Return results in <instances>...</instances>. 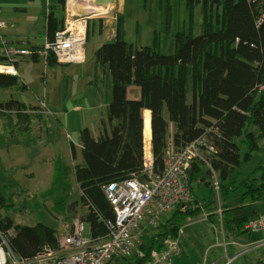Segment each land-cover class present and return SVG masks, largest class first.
<instances>
[{
	"label": "trees",
	"instance_id": "obj_1",
	"mask_svg": "<svg viewBox=\"0 0 264 264\" xmlns=\"http://www.w3.org/2000/svg\"><path fill=\"white\" fill-rule=\"evenodd\" d=\"M66 1L55 0L46 15L49 41L64 28ZM200 3L204 8L202 33L178 32L171 54L139 46L120 35L96 51L97 66L100 70L108 68L112 79L109 130L104 123L98 138L87 128L82 130V162L74 167L84 209L80 218L89 225L94 239L107 237L106 221L115 218L105 187L133 175L145 178V110L151 112V151L156 171L164 167L170 137L181 150L206 135L213 150L199 147L189 177L206 168L211 193L218 194L220 200L239 191L241 199L251 204L264 202V161L247 174L241 172L243 162L252 160L254 153L261 150V141L264 144V90H259L264 84V0H187L191 12ZM261 17L263 21L258 23ZM33 60L37 57L33 56ZM48 63L55 65L57 59L51 56ZM18 84L19 77L0 74V90ZM26 107L16 99L0 101V111L7 118L12 112L20 118L29 117L22 115ZM65 176L60 159L47 194L61 190ZM4 189L0 182V210L14 204V194L7 196ZM225 208L221 219L225 235L237 238L247 233L244 226L249 218L235 219L231 214L235 207ZM203 210L204 203L192 190V202L163 217L151 237L140 245L143 256L119 257L108 264H145L152 250L160 247L165 238L178 237L188 218ZM0 233L8 235L9 248L19 259H31L46 246H59L58 230L50 223L16 224L10 216L0 213Z\"/></svg>",
	"mask_w": 264,
	"mask_h": 264
},
{
	"label": "rangeland",
	"instance_id": "obj_2",
	"mask_svg": "<svg viewBox=\"0 0 264 264\" xmlns=\"http://www.w3.org/2000/svg\"><path fill=\"white\" fill-rule=\"evenodd\" d=\"M68 1L69 0L66 1L64 23H66L67 20H76L84 18V16L87 17L85 18L87 21L85 46L88 58H95V50L101 46L104 41L112 39L113 36H115L113 39L117 38L120 35V31L123 33V38L127 41L140 46L146 45L154 47L156 50L166 54L174 52L175 39L178 32H190L192 30L194 35L202 33L201 20L203 5H197L192 14L186 7V0H125L123 11L121 10V12H119L117 3H114L108 13L101 15L89 14L88 11L82 7L81 10L76 13L77 15H74L75 13L71 11ZM57 63L59 62L57 61ZM75 67V64L69 66V68H67V64L49 67L48 75L50 76L48 77L45 75L43 61H30L20 66V80L17 86L10 88L11 90H0L1 102H5L7 99L24 101L27 107L23 110L26 113H22V115H29V117L20 118L17 114L12 112L10 113L11 118H7L8 115L6 116L5 113L0 111V115L5 121L4 125H8L3 129L0 128V131H3L0 137L3 140L15 139L4 142L0 138V146L3 144L6 147V153L9 151L10 156L14 157V163L17 167H20L19 164H22L23 161L28 160L30 167L36 165L35 156L39 157L41 155H46L48 159L45 161V158L41 157V159H44L43 163L45 162V164L43 165L40 163L34 178L26 176L25 174L27 172L23 171L22 168L17 171V174L23 175L22 183L27 185L31 184L30 186L37 190L32 189V191H30V189L26 190L23 188V190L27 192L21 195H17V191L16 193L14 192L15 194L12 199L14 204H11L8 209L0 210L3 216H10L16 224L38 225L40 223H50L56 227L58 233H61L64 222H73L84 212L80 200L81 192L74 176V167L78 164V159H74L73 161L76 155L73 157L71 152L69 154L64 153V151H67L69 145H73L71 150L73 153L75 152L74 144L78 145L80 142L77 128L78 125H81L80 120L83 113L84 119L92 123L95 116H99L101 112H104V109L74 112V102L71 100L72 81L61 75L73 71ZM55 76L56 78H54ZM73 83V89L75 90L77 81ZM25 84L29 87L23 88ZM131 91V94L134 95V89ZM191 91L190 85L188 100L192 99ZM63 93L64 97H62ZM75 93L76 92L73 94ZM44 103L53 106L55 109H63V112L61 114L56 113L55 115L47 113V116H45L43 113L44 110L39 108L44 106ZM31 105H35L36 107ZM67 110H69V114L64 115ZM44 119L48 120L50 123L49 128H47V130H51L50 134H47V130L44 127ZM144 120L146 121L145 117ZM5 130L6 132H4ZM144 134L146 137V126L144 128ZM39 139H51L50 142H52L53 145L50 144L43 147ZM147 143L148 142H146V144ZM57 146L64 148L60 149V151L63 155L62 159L67 162L64 164L66 169L65 185L61 190H55L54 193L47 194L48 189L52 185L53 178V174L49 172V162L53 161L52 153L49 154V151ZM77 149L79 150V148ZM263 161L264 144L261 141V150L254 153V158L252 160L243 162L241 172L249 173ZM201 174L202 171L193 175V178L197 179ZM0 182L3 187H5L4 192H6L7 185L5 181ZM9 186H11V184H9ZM10 189L17 190L16 187H11ZM59 199L63 200L60 205L56 204V201ZM213 199L215 202H221V200L218 201L216 193H214ZM189 223L190 221L188 224ZM195 224L197 223H192L190 227H185L186 231H190ZM198 226H204V228L209 231L208 234L205 233L207 236L204 235L202 241L207 242V244H213L215 242V237L214 239L212 237V235L215 236L213 229L206 226L205 223L197 224L196 227ZM155 228L156 227L148 225L143 226L141 233L138 235V240L141 241L138 245L147 241L155 231ZM89 235L90 227L86 224L85 236ZM182 240H184V238ZM258 257H264V247H259V249L253 248L251 252L248 253L247 258H242V262L239 264H246L248 262L247 260H255ZM257 262L256 259L254 264H262Z\"/></svg>",
	"mask_w": 264,
	"mask_h": 264
},
{
	"label": "built area",
	"instance_id": "obj_3",
	"mask_svg": "<svg viewBox=\"0 0 264 264\" xmlns=\"http://www.w3.org/2000/svg\"><path fill=\"white\" fill-rule=\"evenodd\" d=\"M85 18L67 20L54 39L47 40L39 49L11 45L1 34L6 24L0 20V74L18 76L17 65L33 56L47 63L51 56L59 63L80 62L86 45ZM262 21L263 17L258 23ZM259 90H264V84ZM144 139H147L145 134ZM169 139L161 171L153 167L151 139L146 140L147 144L144 140L145 178L133 175L105 187V194L115 212L114 220L106 221L109 229L107 237L94 239L91 235L85 236L86 223L79 217L73 222L63 223L58 236V249L46 246L31 259H19L9 248L6 236L0 233V264H108L119 257L131 259L136 254L143 256L138 245L141 243L138 235L142 227H155L177 207L192 202L189 177L192 161L199 155L200 146L213 150L212 145L207 143L206 135L181 150L174 145L172 137ZM215 186L218 187V182ZM244 229L249 233H264V213L249 218ZM179 236L165 238L160 247L151 251L145 264H174L181 253ZM260 245H264V239Z\"/></svg>",
	"mask_w": 264,
	"mask_h": 264
},
{
	"label": "crops",
	"instance_id": "obj_4",
	"mask_svg": "<svg viewBox=\"0 0 264 264\" xmlns=\"http://www.w3.org/2000/svg\"><path fill=\"white\" fill-rule=\"evenodd\" d=\"M118 5V11H123L125 0H115ZM187 1V0H186ZM55 0H0V20L4 21L6 26L1 30V34L4 38L13 46L17 48H28V47H43L44 43L47 41V22L46 15L49 12L50 6L53 5ZM203 5V3H200ZM199 5V4H198ZM186 7L189 9L188 4ZM197 5L191 12L195 11ZM191 11V10H190ZM204 14V8H203ZM203 14H202V31H203ZM192 32V30H191ZM108 39L105 42H109L113 40ZM120 37L123 38V33L120 31ZM126 40L125 38H123ZM127 41V40H126ZM133 43V42H132ZM138 45V44H137ZM140 46V45H139ZM146 46V45H142ZM100 47V46H99ZM98 47V48H99ZM37 48V49H39ZM97 48V49H98ZM95 50V58H88L86 46L83 50V59L80 62H72V63H57L55 65H50L49 63L43 61V59L37 58V60H33L32 58H26L21 61L17 65L18 76H20V66L27 62H42L45 67V75H48V68L52 66H60L67 64V68L69 66H73L75 64V69L71 72L64 73L63 77L70 79L72 81V90H71V100L74 102V112H79L83 110L86 111H95L104 109V112H101L99 116H95L94 121L87 122L84 119V113L80 120V126L78 125L77 131L79 133V137L81 139V132L83 129L87 128L94 138H98L104 129V123L107 124V130H109V126L107 123L108 118V106L111 102L112 96V79L108 68L105 70H100L96 63V51ZM57 76V75H56ZM56 76L54 78H56ZM22 79V77H21ZM20 80V79H19ZM74 81H77L75 90L73 89ZM46 83V80H45ZM29 86L25 84L23 88H28ZM14 88V87H13ZM11 90V89H9ZM76 92L75 94H73ZM132 95L130 94V97ZM64 97V93L63 96ZM192 98V95H191ZM6 100V99H5ZM8 100V99H7ZM17 100V99H16ZM21 101V100H19ZM191 101V100H190ZM25 103L24 101H21ZM28 105V104H27ZM36 107L35 105H31ZM64 107V106H63ZM44 110L45 116L47 113L56 114L62 113L63 109H55L53 106L44 103V106L39 107ZM85 109V110H84ZM61 112H59V111ZM149 112L150 116V130H151V112L149 110L144 111V117L146 119V112ZM69 114V110L65 112L64 115ZM4 118L0 115V128L3 129L8 125H4ZM145 121V120H144ZM44 127L49 128V121L44 119L43 121ZM43 126V125H42ZM0 129V130H1ZM76 129V128H74ZM73 129V130H74ZM62 131V127H61ZM1 135L3 131H0ZM6 132V130L4 131ZM51 130H47V134H50ZM69 135V134H68ZM1 138V137H0ZM2 139V138H1ZM151 139H152V130H151ZM3 140V139H2ZM12 141L15 139H4L3 141ZM40 144L43 147L48 145H53L50 142L51 139H39ZM50 142V143H49ZM72 143V142H71ZM74 144V143H72ZM62 146V145H61ZM61 146L54 147L49 151V154L52 155L53 161L49 162V172L53 174L52 185L54 183V175H55V167L56 163L63 161V163H67L62 159V152L60 149H64ZM8 147V146H7ZM73 145H69L67 151L64 153H72L74 157L78 159V163L82 162V156H80L82 144L81 140L78 145L74 144L75 152L71 150ZM79 148V150L77 149ZM19 156V155H17ZM47 161L46 155H41L39 157L35 156V160L37 162L36 165L30 167V163L28 161H23L22 164H19L20 167H17L14 163V157L10 156V152L7 151L6 147L1 144L0 146V181H5L7 187L5 194L8 196L10 193L17 195L25 194L27 189L30 191L37 190L36 188L30 186L31 184L22 183L23 175L17 174V171L22 168L23 171L27 172L26 176H31L34 178V175L37 173L40 163L43 165L44 159ZM64 158V157H63ZM72 161V163H73ZM17 168V169H16ZM202 174L197 178H193V175L190 178V185L192 187L193 192L196 197L204 203V210L202 213L198 214L196 217L188 218V222L181 230L179 236L180 250L181 253L178 258L175 260L174 264H239L242 258H247L248 253L251 252L253 248H262L264 245H260L261 241L264 239V233H244L241 236L234 238L232 236H226L221 228V219L223 217V213L227 210L225 208L226 205L230 207H235L232 211V216L235 219H243V218H251L256 217L261 213H264V202L258 203H249L248 200L241 199V194L239 191L230 193L226 196L225 200H221L220 203L215 202L213 199L214 193H211V184L206 179L207 173L206 168H203ZM247 174V173H245ZM235 177L232 178L234 180ZM208 181V182H207ZM11 184V186H9ZM11 187H16L17 190L10 189ZM50 187V188H51ZM20 188V189H19ZM26 189V190H23ZM49 188V189H50ZM11 191V192H10ZM15 192V193H14ZM232 195V196H231ZM218 201L219 195L217 194ZM206 204L208 206H206ZM193 221V222H191ZM207 222V223H206ZM219 224H218V223ZM192 223H205L206 226L213 229L215 232V236L212 235L213 239L215 237V242L213 244H207V242L202 241L205 233H209L208 229H205L204 226H198L197 224L192 226L190 231H186L187 227H190ZM186 227V228H185ZM207 230V231H206ZM182 231V232H181ZM207 236V235H205ZM184 238V240H182ZM217 249V250H215ZM194 257V258H193ZM257 263H264V257H258ZM255 260H247L246 264H254Z\"/></svg>",
	"mask_w": 264,
	"mask_h": 264
},
{
	"label": "bare ground",
	"instance_id": "obj_5",
	"mask_svg": "<svg viewBox=\"0 0 264 264\" xmlns=\"http://www.w3.org/2000/svg\"><path fill=\"white\" fill-rule=\"evenodd\" d=\"M114 3H115V0H69L68 1L71 11L75 14L78 13L82 7L83 9H86L89 14H97V15L108 13ZM149 115L150 114L147 111L146 121H145L147 141H149L151 137L150 116Z\"/></svg>",
	"mask_w": 264,
	"mask_h": 264
},
{
	"label": "water",
	"instance_id": "obj_6",
	"mask_svg": "<svg viewBox=\"0 0 264 264\" xmlns=\"http://www.w3.org/2000/svg\"><path fill=\"white\" fill-rule=\"evenodd\" d=\"M88 17H90V16H88Z\"/></svg>",
	"mask_w": 264,
	"mask_h": 264
}]
</instances>
